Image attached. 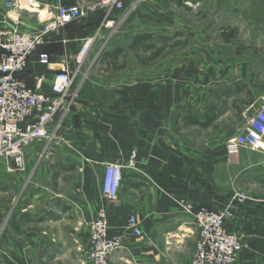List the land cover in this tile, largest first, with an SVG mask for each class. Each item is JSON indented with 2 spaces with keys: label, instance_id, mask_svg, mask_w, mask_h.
<instances>
[{
  "label": "crops",
  "instance_id": "0c3cea01",
  "mask_svg": "<svg viewBox=\"0 0 264 264\" xmlns=\"http://www.w3.org/2000/svg\"><path fill=\"white\" fill-rule=\"evenodd\" d=\"M7 1L0 0V24L34 30L41 9L52 16L59 5L94 0H13L14 9ZM169 1L124 0L126 11L136 5L128 27L150 31ZM101 21L96 12L49 31L20 74L31 88L43 75L38 89L49 92L54 70L39 61L47 53L79 68L80 88L61 117V142H32L22 170L0 158V264H89L88 223L99 210L109 235L124 232L129 215L142 231L126 234L110 264H190L193 212L225 207L235 192L247 195L228 221L242 236L237 262L264 264V153L232 140L264 96L263 86L248 84V61L197 55L178 64L160 55L141 63L134 55L114 68L100 55L115 48L104 28L79 64L83 39ZM131 153L135 167L122 169L116 199L105 197V163L124 164Z\"/></svg>",
  "mask_w": 264,
  "mask_h": 264
},
{
  "label": "built area",
  "instance_id": "2783aa9c",
  "mask_svg": "<svg viewBox=\"0 0 264 264\" xmlns=\"http://www.w3.org/2000/svg\"><path fill=\"white\" fill-rule=\"evenodd\" d=\"M5 5L14 9L15 2L7 1ZM135 8L134 4L126 11L124 0H94L87 5H59L52 16L42 13L41 9L37 17L43 25L38 29L24 30L16 23L11 27L0 24V158L12 159L11 170L24 168L25 150L32 142H61L58 134L61 117L70 111L78 97L80 85L76 81L79 68L70 70L64 63H52L47 53H41L39 61L54 70L49 92L38 89L43 75L36 77L35 88L27 86L20 78L19 74L26 69L36 47L44 42V36L70 21L102 13L95 35L83 39L78 52L80 64L99 31L107 28L112 36ZM232 140L236 145L264 153V96L254 114ZM134 167V153L124 164L105 163L103 195L115 200L122 182V169ZM246 199V194L235 192L225 207L213 210L203 207L193 212L197 239L190 264H238L242 236L230 229L228 221L233 211ZM108 227L103 210H99L88 223L86 253L89 264H110V256L122 247L126 234L142 235L133 215H129L124 232L109 235Z\"/></svg>",
  "mask_w": 264,
  "mask_h": 264
},
{
  "label": "rangeland",
  "instance_id": "374dc122",
  "mask_svg": "<svg viewBox=\"0 0 264 264\" xmlns=\"http://www.w3.org/2000/svg\"><path fill=\"white\" fill-rule=\"evenodd\" d=\"M178 1L170 0L159 23L144 32L154 36L146 44L155 47L166 45L161 56L169 63L177 61L179 64L197 55H215L221 62L229 55L242 57L248 61L249 86L264 87V0H181L182 5ZM132 19L130 16L110 36L117 41H114V47L123 49L125 55L120 61L125 60V63L134 56L130 45L135 35L140 34L134 32L144 28L128 27ZM221 30L229 35L227 41L220 36ZM232 30L233 38L229 34ZM158 36L166 40L161 42L156 39ZM96 44L95 50L99 42ZM142 50L139 52L145 56L152 53Z\"/></svg>",
  "mask_w": 264,
  "mask_h": 264
},
{
  "label": "trees",
  "instance_id": "16d2710c",
  "mask_svg": "<svg viewBox=\"0 0 264 264\" xmlns=\"http://www.w3.org/2000/svg\"><path fill=\"white\" fill-rule=\"evenodd\" d=\"M178 2H179V4L182 5L181 0H179ZM100 15H102V13H100ZM130 15H132V12L128 15L127 19L130 18ZM229 34H232V38H233V36H234L233 30ZM220 36L223 37V39L225 41H227L228 40L227 36H229V35H226V33L223 30H221ZM153 38H154V36H152L151 33H140L133 38L130 49L134 52L135 57L141 63H146V62H149L150 60L152 61L155 58H157L159 55H161L162 48H164L166 46L164 44L160 47H155L153 44L147 45L146 43ZM156 39H159V41H161V42H164V40H166L161 36L156 37ZM140 49H143L145 52L151 51L152 53L149 54L148 56H145L139 52ZM100 55H101L102 59L109 60V62L112 63L111 66H113L114 68H123L125 66V61L124 60L120 61L121 56L125 55V53L121 47H115L112 51L109 49H106ZM19 76H20V74H19Z\"/></svg>",
  "mask_w": 264,
  "mask_h": 264
}]
</instances>
